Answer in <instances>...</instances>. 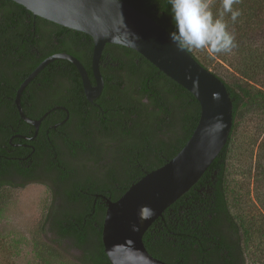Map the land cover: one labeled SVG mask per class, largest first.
Wrapping results in <instances>:
<instances>
[{"label": "trees", "instance_id": "trees-1", "mask_svg": "<svg viewBox=\"0 0 264 264\" xmlns=\"http://www.w3.org/2000/svg\"><path fill=\"white\" fill-rule=\"evenodd\" d=\"M123 1L145 11L170 33L175 30L168 0ZM233 8L241 11L235 22L230 14L224 15L237 45L230 53L211 55L202 50L200 57L194 49L189 51L229 91L233 121L228 140L199 180L168 206L143 235L149 253L170 264H248L250 257L252 233L233 212L227 162L246 118H256L262 123L260 129H264V0H238ZM211 10L217 17L223 10L222 0H212ZM58 51L74 54L90 72L89 35L35 16L12 0H0V144L6 125L22 133L33 131L17 111L16 89L44 58ZM102 56L106 63L105 85L97 100L96 116L86 105L77 68L67 60L46 65L21 94L24 113L31 116L25 104L34 87L51 86L64 72L69 76V94L60 96L57 102L59 96L52 100L69 109V122L78 130L75 136L87 135L86 126L93 121L103 124L94 135L97 141L91 138L64 145L65 152L76 162L67 164L66 169L73 171L47 167L58 188L49 191L45 215L31 238L34 264H111L102 242L106 209L103 198L118 199L145 173L171 159L184 146L199 119L200 105L195 97L135 50L108 43ZM46 105H52L50 99ZM259 146L255 170L264 190V135ZM60 150L53 141L45 149L49 153ZM147 152L151 153L150 161L143 159ZM103 159L119 166L121 173L107 170L98 174L95 169L103 166ZM142 165H147L143 173L133 170ZM16 174L29 176L22 166L6 162L0 146V212L11 189L25 184L14 179ZM116 184H122L120 191L114 190ZM261 205L264 208V200ZM259 231L264 236V228ZM15 242L19 240L0 236V249L10 245L8 254H0V264H12L8 256L15 253ZM71 250L78 255L71 258Z\"/></svg>", "mask_w": 264, "mask_h": 264}, {"label": "water", "instance_id": "water-1", "mask_svg": "<svg viewBox=\"0 0 264 264\" xmlns=\"http://www.w3.org/2000/svg\"><path fill=\"white\" fill-rule=\"evenodd\" d=\"M35 16L89 35L93 41L91 72L74 55L58 52L44 58L19 84L14 103L22 120L38 129L21 106L27 84L51 61L65 59L78 70L85 97L92 101L103 88L99 69L107 43L131 48L166 76L188 90L200 115L184 146L161 166L145 173L116 200L106 199L102 242L111 264H170L153 256L143 242L148 227L194 185L226 144L233 121V103L225 83L181 51L170 32L145 11L123 0H12Z\"/></svg>", "mask_w": 264, "mask_h": 264}, {"label": "rangeland", "instance_id": "rangeland-1", "mask_svg": "<svg viewBox=\"0 0 264 264\" xmlns=\"http://www.w3.org/2000/svg\"><path fill=\"white\" fill-rule=\"evenodd\" d=\"M194 51L200 57L203 54L202 50ZM261 124L253 117L245 119L231 145L227 162V188L233 192L230 193L233 212L248 225L252 233L248 264H264V236L258 234L264 228V208L261 205L264 190L259 186L260 178L255 170L264 135ZM18 143V146H24L22 142ZM49 200V190L39 183L11 189L9 200L0 212V236L19 240L15 242V253L8 256L12 264L35 263L31 238L45 215ZM8 246L1 248L0 254H8ZM71 255L73 258L78 252L71 250Z\"/></svg>", "mask_w": 264, "mask_h": 264}, {"label": "flooded vegetation", "instance_id": "flooded-vegetation-1", "mask_svg": "<svg viewBox=\"0 0 264 264\" xmlns=\"http://www.w3.org/2000/svg\"><path fill=\"white\" fill-rule=\"evenodd\" d=\"M91 43L93 49L92 39H91ZM58 52L67 53L65 51H58ZM103 52L104 49L102 53ZM68 54L74 55L69 52ZM55 60H61V59H55ZM80 62L84 65V63L81 60ZM84 67L87 70V67L85 65ZM105 67H106V63L104 61L103 56L101 55V59L99 62V69L103 77V88L100 94L97 97H95L92 101H88L86 99L87 100L86 105L88 106V109L92 110L94 116H96L97 112L99 111V104L97 100L103 94L104 91L105 82H104L103 70ZM87 72L91 80V83L95 84L93 74L91 72V64H90V72L88 70ZM62 73L59 74L58 78L53 83V85L42 86L41 84H39L38 86L34 87L31 93L30 101L25 104L26 112H30L31 114H33L28 117L35 120L40 119L38 129L36 130L33 125L26 122L31 127H33V131L28 130L27 133H22L17 128L6 125L4 127V136L0 144L2 151L6 156V162L9 163L10 165L22 166L23 169L27 171L29 174L28 177H24L20 174L18 175L16 174V176L14 177L16 181L20 183H25V185L30 183H39L44 185L50 192L56 191L58 187L55 184L52 176L47 173L48 172L47 167L49 165L50 166L54 165L59 170H60L59 167H61L64 170L73 171L72 168L66 169V166L67 164L71 165L76 163L73 161L71 154L65 152L66 148L64 145L69 142H75V143H78L80 141L86 142L91 138L97 141V138L94 137V135L99 133L98 128L103 127L102 122L100 120L98 121L96 120L92 122V125L86 126L85 133L87 135L81 136L80 138L75 136L78 134L77 133L78 130L74 125H72L69 122L70 119L69 109L64 104L55 103L52 100L54 99L53 98L54 96H59L57 97L58 99L55 100L57 102L63 97V95L69 94V86H68L69 76H65ZM49 99H50V104L52 105H46V102ZM63 113H65V117ZM50 141L51 142L53 141L56 144V146L58 145L61 150L55 153H49L48 151H45L46 146L50 143ZM18 142H22L24 146L23 147L18 146L19 145ZM58 158H61L60 161L55 162V160H58ZM150 158H151V153L149 152H147L146 155L143 156V159H146L148 161H150ZM105 159H103L101 162V165L103 166L95 169V171L98 174H104L105 172H107V170H113L114 173H121V168L119 166L117 167V165H114L112 163L107 164V160ZM62 161L66 164H62ZM108 161L111 162L112 159L108 157ZM126 163L124 164L126 165ZM126 166L128 170L131 169L128 165ZM146 167L147 165L145 167L144 165H142L141 167H134L133 170L143 173L146 170ZM54 170H56L55 167ZM121 188H122V184L114 185L115 191L118 190L120 191ZM95 197L98 196L95 195ZM106 199L107 198H103L104 200L102 202L103 204H106Z\"/></svg>", "mask_w": 264, "mask_h": 264}, {"label": "clouds", "instance_id": "clouds-1", "mask_svg": "<svg viewBox=\"0 0 264 264\" xmlns=\"http://www.w3.org/2000/svg\"><path fill=\"white\" fill-rule=\"evenodd\" d=\"M174 31L170 40L181 50H205L211 55L230 53L237 45L228 31L225 14L235 22L241 15L233 5L238 0H222V11L214 18L212 0H168Z\"/></svg>", "mask_w": 264, "mask_h": 264}]
</instances>
